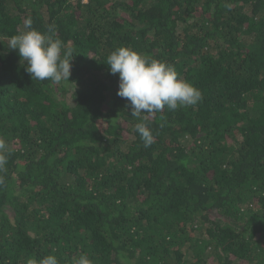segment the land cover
I'll return each instance as SVG.
<instances>
[{
	"label": "trees",
	"instance_id": "trees-1",
	"mask_svg": "<svg viewBox=\"0 0 264 264\" xmlns=\"http://www.w3.org/2000/svg\"><path fill=\"white\" fill-rule=\"evenodd\" d=\"M29 18L70 42L69 81H33L7 47ZM119 47L202 100L133 117ZM0 138V264H264V0H0Z\"/></svg>",
	"mask_w": 264,
	"mask_h": 264
},
{
	"label": "clouds",
	"instance_id": "clouds-1",
	"mask_svg": "<svg viewBox=\"0 0 264 264\" xmlns=\"http://www.w3.org/2000/svg\"><path fill=\"white\" fill-rule=\"evenodd\" d=\"M55 25H49L48 33L35 29L32 20L25 22V30L7 38V47L18 50L21 63L33 81H49L60 85L71 77L73 49L60 39ZM106 65L110 73L119 74L117 95L128 101L131 115L144 119L147 115L163 112L167 107L176 110L178 107L195 106L202 100L201 91L181 78L176 69L166 62L148 58L129 48L119 47L107 57ZM145 148L154 143V135L148 125L141 120L135 125ZM8 146L0 138V171L8 162ZM0 178V183H2ZM26 264H59L55 255L30 257ZM72 264H93L87 254L73 257Z\"/></svg>",
	"mask_w": 264,
	"mask_h": 264
},
{
	"label": "built area",
	"instance_id": "built-area-1",
	"mask_svg": "<svg viewBox=\"0 0 264 264\" xmlns=\"http://www.w3.org/2000/svg\"><path fill=\"white\" fill-rule=\"evenodd\" d=\"M81 1L82 3H88L90 0H79Z\"/></svg>",
	"mask_w": 264,
	"mask_h": 264
}]
</instances>
